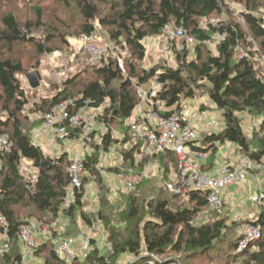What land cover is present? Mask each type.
Returning a JSON list of instances; mask_svg holds the SVG:
<instances>
[{
  "label": "trees",
  "instance_id": "trees-1",
  "mask_svg": "<svg viewBox=\"0 0 264 264\" xmlns=\"http://www.w3.org/2000/svg\"><path fill=\"white\" fill-rule=\"evenodd\" d=\"M15 1L11 0L12 4ZM238 1L244 2L249 9L242 12L243 21L232 17L227 0H55L74 11L66 18H57V22L45 20L46 12L41 5L32 8L34 21H21L13 11L0 14V47L8 50L25 41L38 53L48 54L58 49L53 46L56 39L67 45L72 35H94L98 22L107 29L115 44L128 48L132 54L123 59L126 73L120 68L117 56L109 54L104 56L100 65L90 66V72L87 71L89 79L80 82L77 81L80 74L74 75L64 82L57 94L42 100L40 110L48 113L69 100H73L69 105L72 113L83 107L96 110L105 106V116L99 117L107 127L103 146L96 145V151L85 157L88 175L67 207L65 197L70 185L71 158L68 152L48 155L41 146L34 144L33 130L43 121L32 122L29 126L24 124L28 119L25 114L28 97L19 77L24 72V64L22 60L0 55V113H6V116H0V135L7 134L12 141L9 151L0 152V208L9 222L10 235V250L0 255V264H18L21 261L18 233L20 226L29 221L27 219L38 217L50 222L63 214L73 227L69 229L70 233L66 229V236L76 233L77 217L91 225L92 219L83 212L86 187L91 181L99 185L95 195L99 201L97 219L107 233L111 249L100 251L97 239H93V249L85 259L65 262L56 253L51 240H46L35 251L44 264H119L125 258L130 260L123 264H184L180 258L168 256L170 253L179 254L190 264L213 259L216 253H227L233 256L234 262L241 264H264V231L260 239L251 240L245 248H240L243 239L240 229L247 222L263 221L264 211L256 219L242 222L218 215L209 222L196 224V215L209 208L201 192L175 194L166 186H151L152 181L144 178L131 190L133 192H119L113 199L110 188L103 184L101 168L98 167L99 150L109 151L115 141L112 124L116 123L119 130L125 129L123 143L135 139L134 135L129 136L130 126H125L140 101L133 79L141 85L153 78L162 85L157 99L172 108L165 111V115L181 112L182 98L201 94L208 95L221 112L224 129L206 134L194 147L209 153L203 169L217 165L219 144L232 143L241 154L257 162L264 159V130L259 134L254 132L253 138L249 139L240 118V114L248 112L260 118L264 126V0ZM67 18L73 21L75 29ZM210 19L218 21L211 22ZM168 25L181 27L187 36L194 39L195 58L187 60L189 42L184 38L183 49L177 52L176 68H141L138 61L146 55L144 40L163 34ZM70 29L74 33L69 34L67 31ZM37 32L44 34L37 36ZM215 36L220 40L216 44V53H213L207 43ZM248 36H251V41ZM254 43L258 46L253 49L250 46ZM241 47L246 52L237 56ZM256 55H261L262 64L261 60H256ZM77 95L80 96L78 99ZM68 130L69 138L73 139L78 138L82 131L81 128ZM136 141L131 149L123 151L133 168L136 167L135 154L141 146L140 141ZM166 156L177 159L170 151L143 155L138 168L141 169L150 158L157 159L165 168L162 160ZM23 159L33 162L38 170L36 178H25L21 170ZM162 178L163 182L169 178L166 168ZM226 247L229 250L226 251Z\"/></svg>",
  "mask_w": 264,
  "mask_h": 264
},
{
  "label": "rangeland",
  "instance_id": "rangeland-1",
  "mask_svg": "<svg viewBox=\"0 0 264 264\" xmlns=\"http://www.w3.org/2000/svg\"><path fill=\"white\" fill-rule=\"evenodd\" d=\"M29 0H16L14 4H12L11 0H0V14H4L6 12L13 11L21 21H34V15L32 12V8L35 5H41L46 12V19L45 20H55L57 22V18L62 17L66 18L67 16H70L73 14V8L66 9L63 7V3L55 2V0H35V2L28 3ZM228 7L232 10L233 14L232 17L236 18L238 21H243L241 18L242 12L248 11L249 9L245 7L244 2H239L238 0H227ZM71 13V14H70ZM255 13L261 15L260 11H256ZM225 16H222L223 18ZM25 21V22H26ZM67 21L70 23V25H73V21L67 18ZM206 20H204L205 23ZM211 22H217V19H210ZM74 23H76L74 21ZM72 26V29L76 28ZM96 32L93 35V38L95 40L99 41L100 47L102 50L105 51V57H108L109 54H112L113 56L120 57L122 60L124 58H129L132 56L131 51L128 48H123L119 44H115L114 41L109 37L107 33V29L102 27L101 25L96 22ZM2 27V24L0 22V29ZM74 30H68L67 32H70L69 34L74 33ZM46 32V30L44 31ZM44 32H37L35 35L42 36ZM27 32L25 31V36L27 37ZM83 35H72L68 38V44H63L60 40L56 39L53 43V46L55 48H58L56 51L48 53V54H41L38 53L34 46H32L29 42H21L13 46L11 50H8L7 47H0V55H7L11 56L13 58L22 60L24 64V72L19 74L22 86L24 90L27 93L28 97V104L25 110L26 116H28V119L24 120V124L29 126L30 123L36 122V121H43L45 123L48 119L47 116L50 113L46 112L42 109L41 103L43 99L51 98L55 94L59 92L60 89H62L64 82L73 77L74 75L80 76L77 78V81H83L84 79H89L90 73L89 68L91 65H87L85 62H82L77 57L78 50L80 49V40ZM220 40L219 36H215L214 40L211 42H208V47L213 51V53H216V44ZM248 40H252L251 36H248ZM144 44L146 47V55L143 60H139L138 64L141 68H144L146 70H150L152 68H157L161 66L166 67H173L176 68L178 66L177 63V52L181 51L184 46V40L182 38H175L172 39L169 37V33L164 32L160 35L155 36H149L144 40ZM255 44V43H254ZM257 43L255 45H251V48H257ZM111 48V50H110ZM187 60H192L195 58L194 54V45L191 43L187 44ZM246 52V50L241 47L239 51L237 52V56L240 54H243ZM261 55H256V60H261L260 63L262 64L263 60L260 57ZM97 65H100L97 64ZM36 72L39 80H40V86L38 88H32L27 80V75L30 72ZM87 72V73H86ZM90 72V71H89ZM264 72V70H263ZM126 73V72H125ZM133 84L135 93H139L138 90L142 91H149L151 88H156L158 90H161L162 85H160L156 80L153 78L150 80V82L146 84H138L136 79H133ZM79 90V89H78ZM76 90V92L78 91ZM76 99H78L80 96H75ZM208 95H197L194 98H182V110H184L183 114L187 113L188 122L192 123H199V125H202L203 121H206V118L203 119L205 114L211 113L213 117L216 118L217 121H221V116H216L217 112H220L216 106L214 107V103L208 99ZM203 101H206L204 104ZM67 102H71L70 100ZM67 102H64L62 104H66ZM139 103V102H138ZM209 105H208V104ZM210 104H213L210 105ZM0 104V108H1ZM40 107V108H39ZM55 109V108H54ZM53 109V111H54ZM192 110H197L196 114L190 113ZM105 106L101 107L100 109H87V112L85 115H90L91 117H94V121L92 123V126H90V129L84 130L82 128L81 135L78 138H63L61 139L59 134L57 133V126L51 125L47 126V128H44L42 124L35 127L33 130L34 132H42L43 136L41 140L42 145L44 144V152L48 155H56V153L60 152V149H66L69 151V154L71 156H88L89 154H92L96 151V145L103 146V135L107 132L106 125L99 120V117L105 116ZM217 111V112H216ZM58 111L51 112L56 113ZM181 112V113H182ZM180 113V112H179ZM190 113V114H189ZM6 113H0V116H6ZM220 117V118H219ZM241 123L243 130L245 134L249 137V139L253 138L255 135L254 132L261 133L262 130H264V126L261 124V119L258 117H254L252 114L248 112H244L240 114ZM83 121V120H82ZM134 121V118H130L129 121L125 124V126L128 127V125ZM77 126H82V124L78 123ZM204 127L203 130H199V136L202 138L206 134L213 132V128H211L208 125H202ZM112 134L115 138L114 143L111 144V147L109 148V151H105L103 148H101L100 151V162L98 164V167L101 168L100 171V177L102 178L103 184H105L108 188H110L111 196L113 199H116V195L119 192H122L124 194H129L133 191H127L124 187L123 179L132 175L136 174L138 172H146L147 175H145L142 179L148 178L152 181L151 186H155L154 184H157L158 187H164V182L162 178V174L160 171L163 170L168 173V176L173 173L177 169L179 162L176 158H170L168 156L164 157L162 160L163 164H165V168L161 166L160 163H158L157 159L150 158L146 163H144L143 167L140 169L138 168V164L141 162V158L137 154H135V165L136 167H131L130 165V158L128 161L125 159L123 155V151L129 150L132 148V144H135L137 141L136 139H132V141L128 143H123L122 140L125 137V129L119 130V126L115 123L111 125ZM129 136H133V133L131 129L129 128ZM127 131V132H128ZM221 130H216V132H220ZM62 144V145H61ZM64 144V145H63ZM218 148V154H217V161L220 164H226L235 162L238 165H243L245 163V156L241 154L236 145L232 143H226V144H219ZM69 155V156H70ZM177 161V162H176ZM255 161V160H253ZM28 162H31L29 160ZM124 162V163H123ZM123 163V164H122ZM162 164V165H163ZM218 165V166H219ZM216 166V165H215ZM140 167V166H139ZM160 170H159V169ZM207 169V168H206ZM210 169V168H209ZM22 173H24L25 178L34 179L33 173L30 174V172L24 171V168L21 166ZM29 170H32L29 167ZM115 170V171H114ZM118 170V172L116 171ZM264 172L263 170L257 169L253 167L252 170L248 172V179L255 182L256 190L259 188L260 185L264 184V180L261 179L260 173ZM254 175V178L252 177ZM151 176V177H150ZM258 176V178H257ZM150 177V178H149ZM252 177V178H250ZM248 179L245 183L242 185L243 191L245 192V186L248 184ZM245 185V186H244ZM237 187V186H236ZM167 188V187H166ZM240 188V187H239ZM99 190L98 182H89L87 184L86 190L87 194L84 200V208L83 212L87 214L90 219L94 223H101L97 218V212L99 210V201L95 199V197H92L89 192H92L94 190ZM164 191L168 193L165 188H163ZM168 189V188H167ZM169 190V189H168ZM119 195V194H118ZM257 205V204H256ZM260 206V205H257ZM264 207V206H263ZM219 216H225L232 220H237L238 222H242L243 220H246L245 216L242 214L240 203L237 201V199H232L231 202H226L225 198L223 201V205L219 208H212L209 207L207 209H204L200 214H197L195 217V223L200 224L203 222H209L210 220H213L214 218ZM67 218L66 216H63ZM27 220H36L38 222H42L45 224H54L58 223L57 220L46 222V219L41 218H32ZM49 221V220H48ZM64 226V232L63 236H66V229L69 232L70 228L72 227V224H70V221L63 223ZM89 226V224L82 218L77 217V225L75 226L77 229L76 233L73 232V236H78L79 234H83L84 232H87L88 229H86ZM242 231V228L240 229ZM70 233V232H69ZM91 233V232H90ZM70 234V235H71ZM110 245V244H109ZM109 249H107L108 251ZM226 251L229 250L225 249ZM105 251V250H104ZM111 251V250H110ZM225 251V252H226ZM2 255V254H0ZM168 256L180 258V260L183 261L184 264H190L186 259L184 260L183 257H181L179 254L176 253H170ZM213 259H204L201 261H192V264H241L240 262H234L233 256H229L227 253L219 255V253L213 254ZM130 258H125L123 262H120L119 264H123L124 262L129 261ZM29 264H44V260L39 257L38 255L33 253L32 259H30ZM244 264V263H242ZM245 264H254V263H245Z\"/></svg>",
  "mask_w": 264,
  "mask_h": 264
},
{
  "label": "built area",
  "instance_id": "built-area-1",
  "mask_svg": "<svg viewBox=\"0 0 264 264\" xmlns=\"http://www.w3.org/2000/svg\"><path fill=\"white\" fill-rule=\"evenodd\" d=\"M169 33V37L186 38L191 44L194 39L187 36L181 27L168 25L164 32ZM80 49L77 57L87 65H97L104 58L105 51L101 49L99 41L92 36L83 35L80 40ZM111 50V48H110ZM118 58V64L125 73L126 69L123 60ZM161 85V84H160ZM159 90L151 88L149 91L138 90L140 101L132 111L134 121L129 124L133 135L140 141L141 146L136 154L140 157L143 155L152 156L170 151L176 157L178 162L177 169L169 175L164 181V185L175 194H184L190 191L201 192L212 208H219L223 205L226 190L233 185H242L248 179V172L253 167L264 171V159L262 161H253L249 156H245V163L238 165L235 162L221 164L211 169H203V164L207 160L209 153L204 149L194 148L200 139L199 130H203L202 125H208L213 131L224 129V120L217 121L211 113L205 114L202 125L199 123L188 122L187 113L183 114L174 112L165 115V111L172 108L157 99ZM66 104L56 106L54 111L47 116V121L42 124L44 128L56 125L57 133L60 138L69 137V128L90 129L94 117L85 115L88 107H83L72 113L69 105L73 100ZM205 104L206 101H203ZM208 104V103H207ZM182 106V102H181ZM53 111V112H54ZM197 110L190 113L196 114ZM189 113V114H190ZM83 120V121H82ZM78 123L82 126H77ZM43 137L42 132L33 133L34 144L40 146ZM12 146V141L7 134L0 135V152H7ZM84 156H74L71 158L69 167L70 185L65 197V206L67 207L74 200L76 190H80L84 184V178L88 175ZM29 159H23L21 166L24 171L33 173L37 177V168L33 167ZM32 162V161H31ZM29 167L32 170H29ZM159 169V168H158ZM160 170V169H159ZM164 173L165 171H160ZM147 175L146 172H138L123 179L124 187L131 191ZM92 197L95 193L89 192ZM252 202L264 206V185H260L258 193L251 197ZM86 229L87 232L78 236H63L64 226L54 224H45L36 220H29L22 224L18 233V241L21 246L22 259L18 264H29L33 253L45 242L42 238L48 236L54 245L55 251L61 260L72 262L76 259H85L92 251V240L97 239V246L100 251L111 249L107 242V233L101 223H92ZM264 231V220L256 219L253 222H247L242 227L243 239L240 242V248L243 249L251 240H258L262 237ZM91 232V233H90ZM10 250L9 222L0 208V254H5Z\"/></svg>",
  "mask_w": 264,
  "mask_h": 264
},
{
  "label": "crops",
  "instance_id": "crops-1",
  "mask_svg": "<svg viewBox=\"0 0 264 264\" xmlns=\"http://www.w3.org/2000/svg\"><path fill=\"white\" fill-rule=\"evenodd\" d=\"M208 99H210V98H208ZM210 105L213 106V104H210ZM214 107H215V105H214ZM219 115L222 118L221 112H217L216 116H219ZM130 118L133 119V116H131ZM42 140H44V139H42ZM40 146L43 148L44 144L42 145V142H41ZM43 150H44V148H43ZM61 152H68V154H69V151L66 149V147H65V151H64V149L63 150L60 149V152H58V153H61ZM58 153H56V154H58ZM69 157L72 158L74 156L70 155ZM206 162H207V160L204 162V164H206ZM29 163L33 164V162H29ZM218 165H219V162L217 161V165L214 166L212 168V170L214 168L218 167ZM260 176H261V179L264 180V172H261ZM252 177L254 178V175H252ZM252 177H250V178H252ZM257 178H258V176H257ZM248 181H249L248 184L246 186L244 185L245 186V192H242L243 191V187L242 186L233 185V186L229 187L228 190H226L224 197H225V201L226 202H231L232 199H237V201H239V203H240V208H241L242 214L245 216V218H247V219H256L257 217H259L262 214V212L264 211V207L263 206H257L254 202H252L251 197L258 193V188L256 190L255 182H254L255 180L252 181V180L248 179ZM262 185H264V184H262ZM92 192L95 193V195H96L97 192H98V189H96V190H94ZM63 216L64 215L61 214L59 216V218L57 219L58 225H63V223L69 221L68 218H65ZM42 238L44 239V241L48 240V236H46V235H44Z\"/></svg>",
  "mask_w": 264,
  "mask_h": 264
},
{
  "label": "water",
  "instance_id": "water-1",
  "mask_svg": "<svg viewBox=\"0 0 264 264\" xmlns=\"http://www.w3.org/2000/svg\"><path fill=\"white\" fill-rule=\"evenodd\" d=\"M27 80H28V83L29 85L32 87V88H38L40 86V80L36 74V72L32 71L30 72L28 75H27Z\"/></svg>",
  "mask_w": 264,
  "mask_h": 264
},
{
  "label": "bare ground",
  "instance_id": "bare-ground-1",
  "mask_svg": "<svg viewBox=\"0 0 264 264\" xmlns=\"http://www.w3.org/2000/svg\"><path fill=\"white\" fill-rule=\"evenodd\" d=\"M123 163H124V162H123ZM123 163H122V164H123Z\"/></svg>",
  "mask_w": 264,
  "mask_h": 264
}]
</instances>
